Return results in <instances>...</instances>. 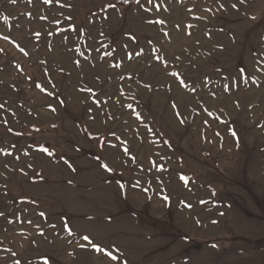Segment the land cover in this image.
<instances>
[{"label":"rangeland","instance_id":"rangeland-1","mask_svg":"<svg viewBox=\"0 0 264 264\" xmlns=\"http://www.w3.org/2000/svg\"><path fill=\"white\" fill-rule=\"evenodd\" d=\"M0 264H264V0H0Z\"/></svg>","mask_w":264,"mask_h":264},{"label":"snow or ice","instance_id":"snow-or-ice-1","mask_svg":"<svg viewBox=\"0 0 264 264\" xmlns=\"http://www.w3.org/2000/svg\"><path fill=\"white\" fill-rule=\"evenodd\" d=\"M137 2H139V0H137ZM240 2L241 3H245V0H240ZM45 3H50V0H45ZM112 7H115V5H112ZM221 7H223V5H221ZM232 7H236V5H232ZM37 87H39V85H37ZM233 135H235V133H233ZM45 151H47V150H45ZM125 151H127V150H125ZM103 167L105 168V170L106 171H111V169L110 168H108V166L107 165H103ZM121 187H123V185H121ZM69 235H72V230L71 229H69ZM83 239L84 240H89V237L87 236V235H85L84 237H83ZM89 243H91V241L89 240ZM213 247H215V245H213ZM97 250H99V249H97ZM111 259L112 260H116L117 259V257L116 256H111Z\"/></svg>","mask_w":264,"mask_h":264}]
</instances>
